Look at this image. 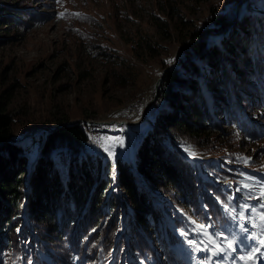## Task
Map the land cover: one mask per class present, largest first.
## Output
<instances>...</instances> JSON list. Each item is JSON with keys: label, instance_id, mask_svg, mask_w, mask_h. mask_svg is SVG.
Segmentation results:
<instances>
[{"label": "rangeland", "instance_id": "rangeland-1", "mask_svg": "<svg viewBox=\"0 0 264 264\" xmlns=\"http://www.w3.org/2000/svg\"><path fill=\"white\" fill-rule=\"evenodd\" d=\"M1 6L6 7V11L0 10V14L14 19L12 25L0 27V96L10 98L8 111L16 123L13 138L29 133L36 127H55L60 120L64 121L57 125L76 121L88 138L85 151L89 155L100 156L103 163L113 166L116 159L132 162L136 145L146 131L168 135L163 126L151 118L157 107L153 103L147 110L146 120L134 126L84 124L80 120H140L153 98L155 82L163 69L161 63L172 64L175 54L183 47L177 40V31L183 37L193 28L205 29L207 31L202 37H211L216 46L219 37L230 27L241 25L255 29L253 19H264V0H1ZM211 7L223 12L229 19L227 28H222L223 32L208 20ZM232 21L235 22L229 26ZM228 37L231 39L232 33ZM240 39L244 40L242 37ZM240 68L243 74L250 71L244 65ZM241 72L237 71L238 77L235 71L232 72L231 76L236 77L237 83L231 79L226 83L228 89L238 87L239 80L245 76ZM244 92L239 91V94L248 99L244 103L236 101L235 105L241 118L254 125L255 132L238 131V121L231 126L227 115L221 112L220 124L229 130V135L223 140L227 145L222 147L224 153L220 156L226 154L232 159H215L211 155L217 154H211L207 149H203L206 152L202 156H196L195 177L201 174L203 181L209 178L213 186L226 183L225 179L231 180L235 190L242 195L238 196L237 202L230 199L229 193L225 195L226 200L221 202L224 204V215L219 223L204 221L196 214L194 206L188 205L189 228L185 234L192 240H195V234L203 237L212 249H221L215 239V231L224 237L240 240L242 227H247L253 237L257 227L259 240L264 235V221L260 220V216L264 215V207H261L264 205V197L261 196L264 192V102ZM251 111L253 115H250ZM44 134L45 131L35 133L32 136L35 143H27L28 169L33 168L39 158L37 142ZM191 154H198V151ZM218 160L224 162L225 173L215 178L214 171L205 164L214 162L218 165L215 162ZM247 168L250 171L258 169L263 174L254 175ZM132 171L137 174L134 168ZM110 176L112 178V172ZM141 184L145 189V183ZM210 191L221 199V193ZM113 192L121 203L116 184H113ZM250 196H257L258 200L249 203L245 199ZM202 197L199 196L200 201ZM25 208L20 215L21 220H18V227L12 232L22 248L25 244L33 246L32 242H26L30 238L33 241L38 233V229L26 217ZM120 212L125 213L123 207ZM124 222L121 216L120 227L114 233L115 243L116 239L121 238L122 246L111 250L112 245L106 248L100 243L98 254L92 253L86 257L87 262L93 258V262L88 264H111L117 258L123 259L119 264H131L127 260L132 257L129 252L132 234L128 228L123 229ZM201 225L204 227L201 228ZM159 227L151 229L148 236L160 239L163 230H158ZM170 227L174 229L172 223ZM13 236L10 230L7 234L0 233V264H15L16 240L10 241L14 239ZM126 236L129 237L127 247ZM142 240L143 246L150 250V245H147L150 238L142 236ZM244 242L247 245L248 240ZM151 248L154 249V246ZM106 252H110L107 259ZM175 252L178 253V249ZM239 252V257L252 255L256 259L264 256V250L260 249L257 253L250 251L249 247L239 246ZM20 255L23 260L26 259L24 252ZM191 258L190 254L186 255L187 264ZM141 261L145 264L156 263L147 250L140 257Z\"/></svg>", "mask_w": 264, "mask_h": 264}, {"label": "trees", "instance_id": "trees-1", "mask_svg": "<svg viewBox=\"0 0 264 264\" xmlns=\"http://www.w3.org/2000/svg\"><path fill=\"white\" fill-rule=\"evenodd\" d=\"M0 10L6 11V7L1 6ZM208 20L220 29L229 22L224 13L214 7L210 8ZM13 22L12 17L0 14V27ZM253 22L255 29L241 25L230 27L217 40V47L209 36L199 39L205 35V29L193 28L183 37L181 32H176L181 45L193 44L174 67L165 71L154 102L157 108L151 116L168 135L146 131L133 152L132 164L115 160L121 203L113 192L109 164L85 151L88 138L79 123L57 125L64 120L56 122L55 129L45 132L37 142L40 155L33 168L28 169L26 147L35 140L32 137L17 143L6 141L15 135L16 123L8 111L10 98L0 96V233L7 234L10 230L13 236L24 206L31 225L38 229L33 241L31 238L29 242L24 241L32 242L33 246L25 244L22 248L14 236L10 239L11 243L16 240L15 264L23 261L20 255L23 252L27 263L73 264L76 261L88 264L93 258L87 262L86 257L92 253L97 255L100 243L106 248L112 245L111 250L121 247L122 239H116L115 243L114 237L120 227L121 207L125 210L126 228L132 234L129 249L132 257L128 262L139 264L147 250L156 264H173L168 245L180 239L170 224L188 232V205H193L204 221L210 215L216 220L223 217L220 201H215L210 190L220 193L222 188L221 194H224L228 188L213 186L209 178L203 181L201 174L195 177L194 166L181 153L200 156L206 152L203 149H207L217 154L211 155L215 159H232L226 154L220 156L224 153L222 147L227 145L223 140L229 135V130L220 124L221 112L227 115L231 126L238 121V131L255 132L254 125L241 118L235 105L236 101L244 103L248 99L239 94L246 89V95L253 94L264 102V19L254 18ZM243 65L250 69L248 74L241 72ZM238 70L245 76L236 89H228V81L233 79V83H237L231 74L235 71L238 77ZM195 150L198 154H191ZM215 162L218 165L214 162L205 165L214 171L216 178L225 173V164ZM224 197L221 195V202ZM202 205L209 214L202 212ZM155 227L164 230L160 239L148 236ZM165 232L169 242L163 238ZM142 236L150 238L147 242L150 250L143 246ZM105 255L109 258L110 252ZM121 260L114 259V264Z\"/></svg>", "mask_w": 264, "mask_h": 264}, {"label": "water", "instance_id": "water-1", "mask_svg": "<svg viewBox=\"0 0 264 264\" xmlns=\"http://www.w3.org/2000/svg\"><path fill=\"white\" fill-rule=\"evenodd\" d=\"M246 0H242V2H244ZM239 7H237V10H239ZM238 12V11H237ZM236 12V13H237ZM236 19V18H235ZM233 22L235 21H232L230 23L229 26H231L233 24ZM227 28V26H226ZM224 29L221 30V32H223ZM220 33V32H219ZM208 34H214L212 32H209ZM199 39H204V37H200ZM193 44V42H190L188 44H186L185 46H183L174 56V60L172 62V64H170L168 67H165L162 69L161 73H160V76L157 78L156 82H155V85H154V93H153V98L151 99L149 105L146 106L144 112H143V115H142V118L138 121H134V122H126V121H102V122H96V121H85V120H80L82 123H87V124H117V125H127V126H134L136 124H139L143 121L146 120V114H147V110L152 106V104L154 103L155 101V98L157 96V93H158V88H159V83L160 81L162 80L163 76H164V73L167 69L175 66V64L177 63L178 61V58L181 56V54L187 49L188 46H191ZM77 123L76 121H73V122H70V123H61V124H66V125H72V124H75ZM55 128L54 127H51V128H41V127H36V128H33L29 133H26L18 138H13V137H10L8 138L6 141L8 142H14V143H17V142H21L27 138H30L32 137L35 133H37V131H45V132H51L52 130H54Z\"/></svg>", "mask_w": 264, "mask_h": 264}, {"label": "snow or ice", "instance_id": "snow-or-ice-1", "mask_svg": "<svg viewBox=\"0 0 264 264\" xmlns=\"http://www.w3.org/2000/svg\"><path fill=\"white\" fill-rule=\"evenodd\" d=\"M57 2H60V0H57ZM76 15H79V14H76ZM261 196L264 197V192L261 193ZM261 207H264V205H261ZM260 220L264 221V215L260 216ZM200 227L203 228L204 226L201 225ZM241 230L244 233H248L247 227H242ZM215 235H220L222 237V239H225L226 243H227V247L229 249H232L233 251L238 250L239 246L241 244H243L244 241H246V240H253L254 241L255 240V237H253L251 235H244L241 240H237L235 237H232V238L223 237L222 233H216ZM248 247H249L250 251L254 250L255 252L258 253L261 248H264V235L261 236V238L259 240V246L258 247L253 248L252 245H248ZM253 258L254 257L252 255L239 257V259H241V260L253 259Z\"/></svg>", "mask_w": 264, "mask_h": 264}, {"label": "bare ground", "instance_id": "bare-ground-1", "mask_svg": "<svg viewBox=\"0 0 264 264\" xmlns=\"http://www.w3.org/2000/svg\"><path fill=\"white\" fill-rule=\"evenodd\" d=\"M39 131H37V133H38Z\"/></svg>", "mask_w": 264, "mask_h": 264}]
</instances>
